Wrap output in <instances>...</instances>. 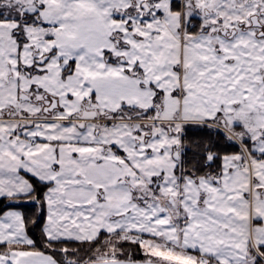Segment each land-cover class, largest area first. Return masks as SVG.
I'll use <instances>...</instances> for the list:
<instances>
[{
    "label": "snow or ice",
    "instance_id": "1",
    "mask_svg": "<svg viewBox=\"0 0 264 264\" xmlns=\"http://www.w3.org/2000/svg\"><path fill=\"white\" fill-rule=\"evenodd\" d=\"M0 264H264V0H0Z\"/></svg>",
    "mask_w": 264,
    "mask_h": 264
},
{
    "label": "trees",
    "instance_id": "2",
    "mask_svg": "<svg viewBox=\"0 0 264 264\" xmlns=\"http://www.w3.org/2000/svg\"><path fill=\"white\" fill-rule=\"evenodd\" d=\"M196 135V137H199V135H201V134H195ZM229 151H232V150H234V149H228ZM23 210L26 212V214L27 215H29V216H33L34 215V213L36 212V209H34V208H32V207H30V206H25L24 208H23ZM32 233H33V235H34V238H39V236H40V229L39 228H35V227H33L32 228ZM137 259H143V254L142 253H139V252H137Z\"/></svg>",
    "mask_w": 264,
    "mask_h": 264
}]
</instances>
